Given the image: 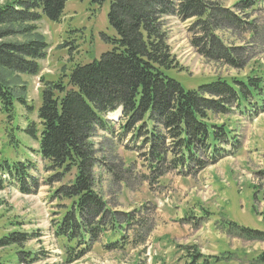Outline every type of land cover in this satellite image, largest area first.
<instances>
[{"label":"trees","instance_id":"16d2710c","mask_svg":"<svg viewBox=\"0 0 264 264\" xmlns=\"http://www.w3.org/2000/svg\"><path fill=\"white\" fill-rule=\"evenodd\" d=\"M68 1L22 0L0 6V27L23 26L31 34L43 17L57 23ZM89 1L97 6L109 1L107 20L113 36H103V40L111 49L91 63L74 66L56 81L44 82L41 104L36 108L28 103L25 87L15 89L3 71L13 76H39L47 44L43 39L7 43L4 38L23 32L0 29V114L11 126L4 138L16 150L24 144L20 136L25 135L37 146L32 151L45 171L53 172L49 179L60 183L68 179L51 196L60 203L51 227L60 245L61 264H74L95 247L119 252L126 246H144L149 239L152 227L146 221L138 222L133 212L114 210L103 197L104 183L130 189L131 176L149 186L170 172L196 176L241 148L230 127L219 124L220 117L230 113L233 105L247 102L249 95L260 101L252 107L250 117L264 113V77H247L246 82L217 78L196 90H185L167 76L179 69L168 42L167 17L189 21V45L199 56L238 70L248 65L246 53L219 32L241 30L245 22L236 11L253 8L257 0L239 1L235 11L212 0ZM15 105L28 112V118L35 114V121L27 120L25 129L13 124L17 120ZM119 111L115 124L109 115ZM116 125L121 138L129 137L131 146L124 150L141 158L147 174H134L132 163L116 153L115 145L105 152L95 141L99 135L104 142L114 137ZM37 171L28 157L0 160L1 175L8 176L22 194L38 189ZM255 176L264 183V171ZM235 227L239 232L230 233L232 238L264 240L261 232ZM31 239L33 234L12 232L0 238V248L18 247ZM195 258L190 264H195ZM18 260L24 264L25 259ZM35 261L28 258L27 263ZM247 264H264V252Z\"/></svg>","mask_w":264,"mask_h":264},{"label":"rangeland","instance_id":"374dc122","mask_svg":"<svg viewBox=\"0 0 264 264\" xmlns=\"http://www.w3.org/2000/svg\"><path fill=\"white\" fill-rule=\"evenodd\" d=\"M16 1L22 0H0V6ZM212 1L232 10L242 0ZM257 1L251 9L236 11L245 22L241 30L219 32L220 37L231 38L246 53L248 65L238 70L199 56L189 45L192 36L188 32L189 21L167 17L168 42L179 66L167 76L185 90H196L216 78L245 82L248 76L264 77V0ZM108 7L109 1L97 6L89 0H69L57 23L43 17L31 34L25 33L23 26L0 27L23 32L4 38V42L20 44L43 39L47 44L46 57L39 62V76H13L3 71L15 89L25 87L28 103L34 108L41 104L44 82L56 81L69 74L74 66L91 63L111 49L103 40V36H113L107 20ZM247 97V104L256 101L250 95ZM246 105L242 108L233 105L232 111L221 118V122L234 129L233 134L242 143L241 148L197 176L186 178L170 172L150 186L146 182L140 184L131 176L130 189L124 184L104 183L103 197L110 206L119 212H133L138 222L146 221L152 227L151 234L144 246H126L122 251L111 253L96 247L74 264H190L192 257H196L195 264H247L264 252V240L245 241L230 236V233L238 234L235 226L264 234V183L255 176L260 170L264 171V114L248 121L239 115ZM15 106L17 120L13 124L25 129L27 120L35 121V114L28 118V112ZM118 116L115 114L111 118ZM10 127L5 116L0 114V160L3 157L12 160L28 157L37 165L35 177L39 187L36 192L22 194L8 176L0 173V238L16 231L33 234V239L20 247L0 248V264H22L20 258L25 259L24 264H30L28 258L33 257L36 258L33 264H61L60 245L53 237L51 227L60 203L51 196L68 179L62 183L49 179L53 172L45 171L44 163L32 151L37 146L25 135L20 138L27 147L20 144L14 150L10 140L4 138L9 135ZM118 134L120 130L116 125L114 137L104 142L99 135L95 141L105 152L115 145L116 153L128 164L132 163L134 174H147L141 158L123 150L125 146H131L127 143L129 137L121 138ZM24 151L26 154L22 157ZM22 251L30 255L21 256Z\"/></svg>","mask_w":264,"mask_h":264},{"label":"bare ground","instance_id":"6f19581e","mask_svg":"<svg viewBox=\"0 0 264 264\" xmlns=\"http://www.w3.org/2000/svg\"><path fill=\"white\" fill-rule=\"evenodd\" d=\"M115 114H119V115H120V111L117 112V113H115ZM115 114H111V115L109 116V120L112 119L111 116H113V115H115ZM116 120H117V118H114V119H112V122H114V121H116Z\"/></svg>","mask_w":264,"mask_h":264}]
</instances>
